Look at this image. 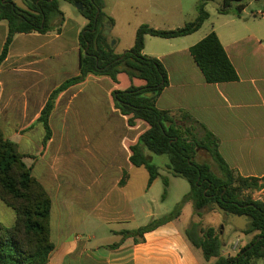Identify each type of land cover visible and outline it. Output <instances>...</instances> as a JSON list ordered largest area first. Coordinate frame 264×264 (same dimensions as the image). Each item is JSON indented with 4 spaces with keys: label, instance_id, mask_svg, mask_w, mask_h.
Segmentation results:
<instances>
[{
    "label": "trees",
    "instance_id": "16d2710c",
    "mask_svg": "<svg viewBox=\"0 0 264 264\" xmlns=\"http://www.w3.org/2000/svg\"><path fill=\"white\" fill-rule=\"evenodd\" d=\"M83 6L80 14L88 21L80 35V74L62 82L50 94L37 119L45 130L43 148L52 140L51 116L58 98L71 88L83 84L89 77H106L116 86L126 75L130 84L125 89L112 92L114 106L127 124L135 128L137 123L146 125L145 131L129 146V161L136 168L144 167L150 174L148 187L160 177L156 166L146 155H166L169 170L175 177L190 184V192L178 204L175 211L157 222L163 223L179 217L185 204L191 202L194 214L203 218L206 211L217 210L216 205L229 213L247 215L251 224L245 234L257 233L253 240L235 256H224L221 235L214 226L204 227L201 222H191L186 236L192 245L202 252L205 260L213 264H254L264 261V202L245 192L264 189V177H244L233 170L220 153V140L188 112L179 115L160 110L157 100L169 85L168 71L154 57L144 55L146 36L176 39L198 32L210 18L206 6L211 0H199L198 16L185 26L172 30H160L141 25L136 32L133 47L125 55L118 54L111 40L104 34L106 23L113 24L105 13L106 0H67ZM237 4L238 15L244 11V0H223L220 14H229ZM7 22L8 35L0 56V64L7 58L16 35L48 33L64 22L58 0H28L26 9L13 0H0V22ZM190 53L208 84L230 83L239 80L217 33L212 31L190 48ZM150 94V96H149ZM206 152L216 163L214 171L209 163L196 161L198 152ZM32 157L19 152L15 140H7L0 129V200L16 213L13 226L0 223V264H48L55 249L52 242L53 203L45 188L32 175ZM129 175L124 172L120 185ZM168 186V181H165ZM226 216V215H225ZM153 224L124 235H143Z\"/></svg>",
    "mask_w": 264,
    "mask_h": 264
},
{
    "label": "rangeland",
    "instance_id": "374dc122",
    "mask_svg": "<svg viewBox=\"0 0 264 264\" xmlns=\"http://www.w3.org/2000/svg\"><path fill=\"white\" fill-rule=\"evenodd\" d=\"M14 1L18 7L27 8L24 0ZM198 2L199 0H106L105 13L112 18L113 24L109 21L106 23L105 31L109 34H104L110 38L115 51L124 54L133 47L137 29L141 25L160 30L181 28L198 16ZM244 3L246 8L239 15L237 4H233L230 13L224 15L219 13L223 0H211L206 6L210 18L203 27L192 37L177 39L176 45L184 47L194 44L216 28L238 40L254 37L264 48V17L260 15V12H264V0H244ZM60 5L68 14L77 10L67 0H60ZM154 40L165 42L164 39ZM156 48L165 51L169 46L159 45ZM148 51H151L150 47ZM69 62L70 66L60 71L56 82H38L26 115L22 113V106L26 108L27 105L22 104L16 95L14 82H3L4 91L0 88V129L4 138L17 141L19 152L32 157V175L52 199L53 225L69 223L78 233L85 225H96L95 210L100 201L98 192H103V188L110 191L114 186L112 180L122 178L123 169L131 177V193L137 196L150 189L145 193L144 206L142 200H136L138 219H143L145 215L142 212L149 209L152 216L148 223H157L155 219H162L175 211L189 194L190 184L169 171V159L166 155L146 151L151 164L160 173V177L149 188L150 174L147 169L132 166L122 156V151L124 155L128 154L129 146L147 128L140 122L135 128L129 127L127 118L114 106L112 92L125 89L130 84L126 75L120 77L121 86L112 82H84L62 94L51 116L52 140L43 148L45 130L37 123V119L50 93L74 74L75 57L70 56ZM112 129L113 132L110 131ZM196 161L209 163L214 171H218L216 163L204 151L198 152ZM165 181H168V186ZM242 196H252L254 200L264 202V189L254 193L245 192ZM185 206L186 204L182 211ZM185 212L187 214L188 210ZM15 221V211L0 200V223L13 226ZM191 222H201L206 228L214 226L222 237L223 249L226 251H231L234 244L239 242L236 247L239 252L257 234L248 235L230 226L227 216H222L218 210L206 211L203 218L194 214ZM257 264H263V261Z\"/></svg>",
    "mask_w": 264,
    "mask_h": 264
},
{
    "label": "crops",
    "instance_id": "0c3cea01",
    "mask_svg": "<svg viewBox=\"0 0 264 264\" xmlns=\"http://www.w3.org/2000/svg\"><path fill=\"white\" fill-rule=\"evenodd\" d=\"M24 1L28 5V0ZM60 10L64 14L61 26L45 34L35 32L16 35L7 58L0 64V88L2 87L3 92V82H14L16 95L22 104L27 105L26 108L22 106L23 115H26L28 104L33 101L38 82H56L60 71L70 66V56H74L76 60L72 77L80 74L82 52L79 39L88 21L79 14V10L68 14L61 5ZM212 31L217 33L238 72L239 80L230 83H206L190 53V48L198 43V40L194 44L178 47L176 40L179 38L158 42L154 39L161 38L148 35L144 55L159 59L169 76V85L158 98L157 107L177 115L180 111L188 112L218 137L220 153L233 170L244 177L263 178L264 170L261 168L264 167V48L254 37L238 40L227 32H219L216 28ZM7 35V22H0V56ZM159 45L169 46V49L159 51L156 48ZM148 47L151 51H148ZM85 82L112 81L106 77H89ZM122 156L129 160L130 154L124 155L122 151ZM122 156L121 160H124ZM147 156L150 159V156ZM124 172L125 169L123 175ZM122 178L112 180V191H105L103 188V192H98L100 201L95 210L96 225H85L78 233L69 223L52 224L51 238L55 249L48 264L215 262H207L202 252L195 248L186 236V229L194 216V206L191 202L186 204L184 211L176 219L155 223L153 228L143 235H124L125 231L132 232L150 225L148 220L152 215L150 210L146 209L142 212L145 217L139 220L135 208L136 200H142V205H145L143 199L150 189L136 196L130 192L131 177H128L124 185H120ZM225 232L226 230L224 234ZM238 243L234 244L231 251L223 249V255L235 256L238 253Z\"/></svg>",
    "mask_w": 264,
    "mask_h": 264
},
{
    "label": "water",
    "instance_id": "95a60500",
    "mask_svg": "<svg viewBox=\"0 0 264 264\" xmlns=\"http://www.w3.org/2000/svg\"><path fill=\"white\" fill-rule=\"evenodd\" d=\"M75 7L79 11L83 10V6L80 4H76ZM105 34H109V32L105 31ZM216 208L221 213L222 216L225 215L227 216V223L233 226L234 228L238 229L239 231L245 232L252 223L247 215H237L235 213H229L226 210L222 209L219 205H216Z\"/></svg>",
    "mask_w": 264,
    "mask_h": 264
},
{
    "label": "built area",
    "instance_id": "2783aa9c",
    "mask_svg": "<svg viewBox=\"0 0 264 264\" xmlns=\"http://www.w3.org/2000/svg\"><path fill=\"white\" fill-rule=\"evenodd\" d=\"M260 15L264 17V12H260Z\"/></svg>",
    "mask_w": 264,
    "mask_h": 264
}]
</instances>
